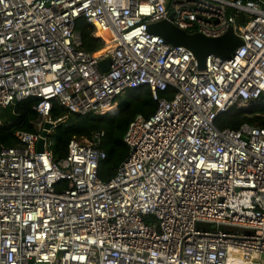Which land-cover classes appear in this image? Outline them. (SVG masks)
Returning <instances> with one entry per match:
<instances>
[{
	"label": "built area",
	"instance_id": "built-area-1",
	"mask_svg": "<svg viewBox=\"0 0 264 264\" xmlns=\"http://www.w3.org/2000/svg\"><path fill=\"white\" fill-rule=\"evenodd\" d=\"M171 13L188 33L232 27L243 44L199 68L149 32ZM79 19L104 42L96 52ZM143 87L155 112L130 122L129 156L108 181L103 133L55 160L54 127L37 150L45 123L65 120L51 118L53 102L116 114ZM30 96L35 131L0 148V264H264V127L215 125L234 106H264V0H0V109Z\"/></svg>",
	"mask_w": 264,
	"mask_h": 264
},
{
	"label": "trees",
	"instance_id": "trees-1",
	"mask_svg": "<svg viewBox=\"0 0 264 264\" xmlns=\"http://www.w3.org/2000/svg\"><path fill=\"white\" fill-rule=\"evenodd\" d=\"M76 29L82 37V47L88 52H96L104 46V42L95 36V28L84 19H79ZM40 98L30 96L13 105L0 109V148L16 147L21 144L16 136L17 131L34 132V123L39 119L35 107ZM156 102L148 87L132 90L124 96L116 114L88 113L85 115L70 112L68 109L53 102L51 118L57 120L65 117L53 130L51 146L53 158L58 160L67 155L71 139H87L92 141L97 133H103L98 142L99 148L106 152L98 167V176L103 181L111 179L127 159L130 148L124 141V136L130 122L137 114L148 117L155 112ZM264 127V106L246 109L234 106L229 111L220 114L215 125L220 128L237 129L243 123Z\"/></svg>",
	"mask_w": 264,
	"mask_h": 264
},
{
	"label": "water",
	"instance_id": "water-1",
	"mask_svg": "<svg viewBox=\"0 0 264 264\" xmlns=\"http://www.w3.org/2000/svg\"><path fill=\"white\" fill-rule=\"evenodd\" d=\"M174 13L170 14L169 20H163L149 25L148 30L152 34L163 37L166 41L174 45H183L190 49L196 58L199 68H204L205 59L208 55L214 54L222 59H229L235 49L243 44V40L237 36L234 29L231 27L224 35L220 37H207L202 33H188L187 31L175 26L171 20ZM110 58L102 61L99 66L101 70L106 71L110 67ZM262 96L258 102L263 100ZM59 123L51 122L45 123V129L42 132V138L38 141L37 150L42 152L44 150V137L48 136V130L56 127ZM200 226L205 224L200 223Z\"/></svg>",
	"mask_w": 264,
	"mask_h": 264
},
{
	"label": "rangeland",
	"instance_id": "rangeland-1",
	"mask_svg": "<svg viewBox=\"0 0 264 264\" xmlns=\"http://www.w3.org/2000/svg\"><path fill=\"white\" fill-rule=\"evenodd\" d=\"M81 140H87V139H81ZM229 231H237L239 233H246L247 230L241 227L238 228H227Z\"/></svg>",
	"mask_w": 264,
	"mask_h": 264
}]
</instances>
